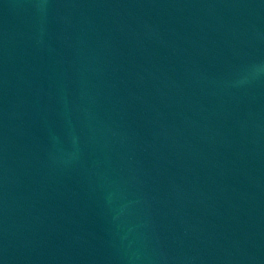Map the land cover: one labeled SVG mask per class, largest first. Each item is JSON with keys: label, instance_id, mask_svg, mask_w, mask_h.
Here are the masks:
<instances>
[{"label": "water", "instance_id": "95a60500", "mask_svg": "<svg viewBox=\"0 0 264 264\" xmlns=\"http://www.w3.org/2000/svg\"><path fill=\"white\" fill-rule=\"evenodd\" d=\"M0 264H264V0H0Z\"/></svg>", "mask_w": 264, "mask_h": 264}]
</instances>
